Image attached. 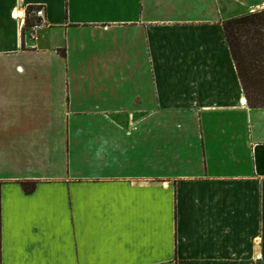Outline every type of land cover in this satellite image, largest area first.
I'll list each match as a JSON object with an SVG mask.
<instances>
[{"label": "crops", "instance_id": "obj_1", "mask_svg": "<svg viewBox=\"0 0 264 264\" xmlns=\"http://www.w3.org/2000/svg\"><path fill=\"white\" fill-rule=\"evenodd\" d=\"M261 8L0 0V264H264V107L222 28Z\"/></svg>", "mask_w": 264, "mask_h": 264}, {"label": "trees", "instance_id": "obj_2", "mask_svg": "<svg viewBox=\"0 0 264 264\" xmlns=\"http://www.w3.org/2000/svg\"><path fill=\"white\" fill-rule=\"evenodd\" d=\"M222 28L247 104L264 107V8L228 18ZM32 187L23 185L24 191Z\"/></svg>", "mask_w": 264, "mask_h": 264}, {"label": "built area", "instance_id": "obj_3", "mask_svg": "<svg viewBox=\"0 0 264 264\" xmlns=\"http://www.w3.org/2000/svg\"><path fill=\"white\" fill-rule=\"evenodd\" d=\"M28 15L31 17V23L29 25L30 36L35 38L36 32L47 25L44 10L42 7H36L31 9ZM13 16H16V14H13Z\"/></svg>", "mask_w": 264, "mask_h": 264}, {"label": "rangeland", "instance_id": "obj_4", "mask_svg": "<svg viewBox=\"0 0 264 264\" xmlns=\"http://www.w3.org/2000/svg\"><path fill=\"white\" fill-rule=\"evenodd\" d=\"M28 18H30V20H31V17L30 16Z\"/></svg>", "mask_w": 264, "mask_h": 264}]
</instances>
